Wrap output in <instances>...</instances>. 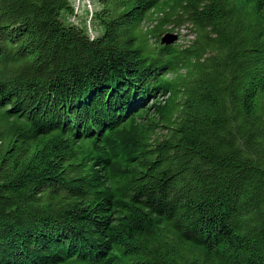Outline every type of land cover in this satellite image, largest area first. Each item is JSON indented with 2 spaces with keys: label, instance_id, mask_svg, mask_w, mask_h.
<instances>
[{
  "label": "trees",
  "instance_id": "16d2710c",
  "mask_svg": "<svg viewBox=\"0 0 264 264\" xmlns=\"http://www.w3.org/2000/svg\"><path fill=\"white\" fill-rule=\"evenodd\" d=\"M88 4L0 0V264H264V0Z\"/></svg>",
  "mask_w": 264,
  "mask_h": 264
},
{
  "label": "rangeland",
  "instance_id": "374dc122",
  "mask_svg": "<svg viewBox=\"0 0 264 264\" xmlns=\"http://www.w3.org/2000/svg\"><path fill=\"white\" fill-rule=\"evenodd\" d=\"M87 1L89 2L90 0H87ZM72 5H73V8L75 7L74 12L78 13L77 9H79V11L81 10V14H83L82 16L85 17L84 19H82L80 16L77 15V21H79L80 26L82 25L84 28H87V30H88V28L91 30L92 36H90V37H93V36L100 34V32H101L100 29H98V31H96V24L93 21L89 22V20H88L87 13H89V12H87L88 11L87 10L88 3H86V0H72ZM60 17L63 21H67V19L71 22L73 21L71 17L68 18V15L65 12H62ZM85 19H86V21H85ZM86 24H87V26H86ZM147 25H149V24H147ZM166 34L176 35L177 40L174 41V43L183 44V45L188 43V41H190L193 38L192 27L188 23H184L181 26L175 27L173 31L167 32V33L163 34L161 37H163Z\"/></svg>",
  "mask_w": 264,
  "mask_h": 264
},
{
  "label": "water",
  "instance_id": "95a60500",
  "mask_svg": "<svg viewBox=\"0 0 264 264\" xmlns=\"http://www.w3.org/2000/svg\"><path fill=\"white\" fill-rule=\"evenodd\" d=\"M176 40H177L176 35L166 34V35H164L163 37L160 38L159 42H160L161 45L167 46V45L173 44L174 41H176Z\"/></svg>",
  "mask_w": 264,
  "mask_h": 264
},
{
  "label": "built area",
  "instance_id": "2783aa9c",
  "mask_svg": "<svg viewBox=\"0 0 264 264\" xmlns=\"http://www.w3.org/2000/svg\"><path fill=\"white\" fill-rule=\"evenodd\" d=\"M86 3H88V1L86 0ZM89 5V4H88ZM77 9V8H76Z\"/></svg>",
  "mask_w": 264,
  "mask_h": 264
}]
</instances>
